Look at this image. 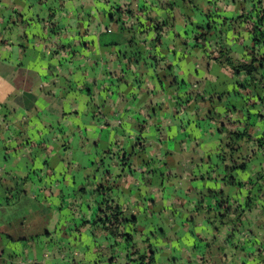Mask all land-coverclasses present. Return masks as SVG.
Here are the masks:
<instances>
[{
    "label": "crops",
    "instance_id": "0c3cea01",
    "mask_svg": "<svg viewBox=\"0 0 264 264\" xmlns=\"http://www.w3.org/2000/svg\"><path fill=\"white\" fill-rule=\"evenodd\" d=\"M256 1L46 0L54 18L41 0H0V264H123L139 243L116 233L149 236L154 264H205L197 243L229 246L206 211L212 192L236 205L246 192L222 181L221 152L230 133L259 137L264 124L246 121L245 74L217 57L244 58L252 45L234 22ZM236 142L241 159L257 153ZM109 186L132 223L92 224L95 189ZM263 222L245 213L246 245ZM248 249L232 260L224 249L223 263L262 264Z\"/></svg>",
    "mask_w": 264,
    "mask_h": 264
},
{
    "label": "trees",
    "instance_id": "16d2710c",
    "mask_svg": "<svg viewBox=\"0 0 264 264\" xmlns=\"http://www.w3.org/2000/svg\"><path fill=\"white\" fill-rule=\"evenodd\" d=\"M41 2L48 6V10L51 12L50 16L55 18L58 13L57 8L55 9L56 12H53V5L51 6L46 0H41ZM251 8L248 14L245 13L237 17L234 24L237 23L242 27V30L246 31L252 46L244 48V58L240 61L230 57L227 51H220L221 55L217 57V62L221 67L226 68L235 76H239L241 73L245 74L246 78L243 82L239 83V86L246 89V94L254 100L251 108L246 110V121H251L253 124L259 121L264 124V0H257ZM207 34L208 32L202 33L200 36H196V39L206 37ZM258 85L262 88L261 94L256 91ZM247 97L242 98L245 103L250 99L247 100ZM256 105L258 106L257 108H255ZM252 117L255 119L251 120ZM240 137H245L247 141L252 142L256 146L257 153L255 155H251L248 158H240L237 153L239 144L236 142ZM228 138L224 151L221 152L220 156V162L224 165L222 181L225 182L226 186L245 190L246 197L242 203H238L237 201L236 205L226 189L212 192L214 207L212 209L208 208L206 211L209 214L206 222L214 227L215 236L219 235L222 232L220 231L221 228L226 226L227 234L223 243L229 244V246L226 247L224 244L215 243L216 239H212L210 242H202L205 248L199 251L202 258L200 261L203 260L205 264H224V249L229 248H231V260L241 255L248 259L253 256L252 253H249L248 247H253L254 250L256 249L258 256H261V262L264 264V222L258 226L262 229L260 244L253 243L252 245H246L244 240L242 241L245 234L242 231V218L245 213L257 208L264 215V134L259 137H253L245 129L241 133H230ZM254 164L259 167L261 166V169L258 170V173L252 174L250 170ZM242 173L247 174L249 177L243 178L241 176ZM95 190L104 192V195L102 202L99 204L100 216L98 215L97 218L93 219L92 224L104 229H111L122 223L133 222L132 220H125L121 205L108 197L106 190H111L110 186L104 190L97 187ZM199 207L201 208V204ZM116 238L127 244L133 242L130 233H116ZM235 240L238 243L234 245ZM133 244L135 245V243ZM208 244H211V248L215 249L211 257L207 256L210 255V252L207 253V249L209 251L211 249L208 248ZM155 254V250L149 243V236H147V244L141 246L137 244L135 251L123 264H154Z\"/></svg>",
    "mask_w": 264,
    "mask_h": 264
},
{
    "label": "rangeland",
    "instance_id": "374dc122",
    "mask_svg": "<svg viewBox=\"0 0 264 264\" xmlns=\"http://www.w3.org/2000/svg\"><path fill=\"white\" fill-rule=\"evenodd\" d=\"M236 90H237V89H236ZM231 91H232V89H231ZM228 92H229V89H228ZM239 92H240V91H239ZM244 97H245V96H244ZM254 119H255L254 117L251 118V120H254ZM249 122H251V121H249ZM259 156H260V154H259ZM254 160H255V159H254ZM254 162H256V161H254ZM235 173H237V172H235ZM156 235L158 236V232L156 233ZM197 242H199V240H197ZM202 242H206V241H201V244H200V243H197V246L200 247V248L197 249V251H201V250H203V249L205 248V247L202 245V244H203ZM133 243H139L138 245H141V243H140L139 240H134ZM237 243H238V241L235 240L233 244L235 245V244H237ZM144 244H145V243H144ZM144 244H142V245H144ZM152 244H153V243H152ZM174 244H175V243H174ZM145 245H146V244H145ZM234 245H232V247H234ZM208 246H209L208 248H211L212 245H211V244H208ZM139 248H140V247H139ZM214 251H215V249H213V248H211L210 251L207 249V253L210 252V255H207V256H208V257H211V256L214 254ZM67 258H69L68 255H67ZM211 259H212V258H211ZM209 260H210V259H209ZM66 262H67V260H66ZM157 262L159 263V261H157ZM160 264H162V263H160Z\"/></svg>",
    "mask_w": 264,
    "mask_h": 264
}]
</instances>
